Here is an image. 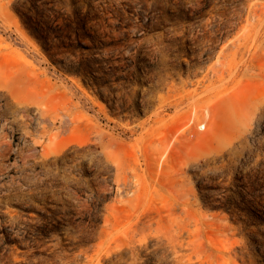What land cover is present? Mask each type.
Here are the masks:
<instances>
[{"label": "rangeland", "instance_id": "1", "mask_svg": "<svg viewBox=\"0 0 264 264\" xmlns=\"http://www.w3.org/2000/svg\"><path fill=\"white\" fill-rule=\"evenodd\" d=\"M109 263L264 264V0H0V264Z\"/></svg>", "mask_w": 264, "mask_h": 264}, {"label": "bare ground", "instance_id": "2", "mask_svg": "<svg viewBox=\"0 0 264 264\" xmlns=\"http://www.w3.org/2000/svg\"><path fill=\"white\" fill-rule=\"evenodd\" d=\"M207 119V118H206ZM200 125V124H199ZM140 212V210H139ZM138 212V213H139ZM135 217V216H134ZM115 219V218H114ZM128 219V218H127ZM133 219V218H132ZM152 219V218H151ZM151 219H147L145 222V218L144 220H138L135 223L131 224L130 223H126L124 226V231H123V235L122 236H114V235H108L104 240H102V245L105 244L106 248H108L107 252H111V249L114 247H123V246H127L130 245L131 243L134 244L136 241H139L142 237L147 238L149 236H151V234L158 235L159 233V229L161 228L160 223L158 220L154 219L153 222L156 223V227L152 226V221ZM116 220V219H115ZM130 221V220H129ZM173 221V220H172ZM172 223V222H170ZM180 223V222H179ZM181 225V224H180ZM179 225V226H180ZM113 226V223H112ZM118 228V227H117ZM169 232V231H168ZM174 234V233H173ZM153 236V235H152ZM158 236H161L158 235ZM157 238V237H156ZM158 242L160 245H167L168 243H175V239H169V236L167 237V240H163L162 238H157ZM101 246V245H100ZM177 249V248H176ZM103 247L101 246L99 248V252H98V257L103 253L102 252ZM149 250V249H148ZM179 251V250H178ZM124 252V251H122ZM155 252V251H154ZM185 252V251H184ZM188 253V252H187ZM180 254V253H179ZM123 255V253H122ZM149 255V254H148ZM143 256V255H142ZM156 256V255H155ZM174 256V255H173ZM134 257V256H133ZM162 257V256H161ZM190 257V256H189ZM106 260V259H105ZM148 260V259H147ZM153 260H155L153 258ZM107 261V260H106ZM117 261V260H116ZM119 261V259H118ZM113 263V261H111ZM110 264V263H109ZM116 264V263H115Z\"/></svg>", "mask_w": 264, "mask_h": 264}]
</instances>
